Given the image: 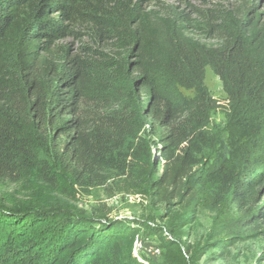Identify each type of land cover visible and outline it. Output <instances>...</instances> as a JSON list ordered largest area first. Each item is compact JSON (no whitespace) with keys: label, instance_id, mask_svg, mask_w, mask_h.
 <instances>
[{"label":"trees","instance_id":"trees-1","mask_svg":"<svg viewBox=\"0 0 264 264\" xmlns=\"http://www.w3.org/2000/svg\"><path fill=\"white\" fill-rule=\"evenodd\" d=\"M196 1L0 0V184L28 194L0 205V264H153L132 256L139 227L187 264L162 227L57 206L113 183L167 208L230 197L246 231L264 222L263 7Z\"/></svg>","mask_w":264,"mask_h":264},{"label":"rangeland","instance_id":"rangeland-1","mask_svg":"<svg viewBox=\"0 0 264 264\" xmlns=\"http://www.w3.org/2000/svg\"><path fill=\"white\" fill-rule=\"evenodd\" d=\"M209 7L213 4L222 3L223 0H203ZM264 12V0H255ZM200 1L194 2L200 5ZM206 86L220 106L226 103V93L222 80L217 77L212 69L206 68ZM182 94L191 95L192 91H182ZM212 120L220 127L227 123L226 116L221 109H217L212 115ZM150 127L148 128V130ZM259 158L264 159V137L261 139ZM213 155L212 158H215ZM246 161L243 162V165ZM260 161L258 162V164ZM257 164V165H258ZM250 166V168H256ZM161 172V170H159ZM111 184V183H109ZM120 186L111 184L107 187H96L89 193L79 192L75 198L58 197L57 206L63 211L72 210L73 213L87 212L88 215L96 217L107 214L109 218L124 219L130 225L139 226L142 222L150 227H162L166 231V237L177 240L183 250L187 264H264V222L255 230L246 231L242 222L246 215H242L233 206L232 198L228 197L224 202L218 204L214 197L201 193L199 200L173 203L168 208L165 204L156 202L151 197H133ZM132 194V192H131ZM28 200V194L22 188L11 182L0 184V205L9 206L20 204ZM264 202V194L262 197ZM70 209V210H69ZM137 222V223H136ZM140 231L133 239L132 256H138L145 262L163 264L164 253L160 239L150 228L139 227ZM234 236L243 237L235 244H227L220 257L218 249L214 246L219 243H226ZM142 245L138 256L134 252L135 242ZM159 249L160 253L155 250Z\"/></svg>","mask_w":264,"mask_h":264},{"label":"built area","instance_id":"built-area-1","mask_svg":"<svg viewBox=\"0 0 264 264\" xmlns=\"http://www.w3.org/2000/svg\"><path fill=\"white\" fill-rule=\"evenodd\" d=\"M132 195H133V194H132ZM132 195H131V196H132ZM134 196H135V197H140V195H138V194H137V195H133V197H134ZM134 245H135V247H134V252H135L136 256H138V255H137V254H138V251H139L140 247H142V245L138 244V241H136ZM155 252H156V253H160V250H159V249H156ZM138 258H139L138 260H139L140 262H145L144 259H142L141 257L138 256Z\"/></svg>","mask_w":264,"mask_h":264}]
</instances>
